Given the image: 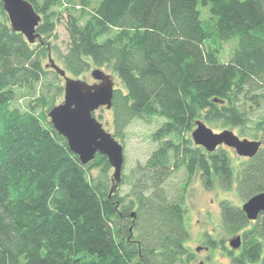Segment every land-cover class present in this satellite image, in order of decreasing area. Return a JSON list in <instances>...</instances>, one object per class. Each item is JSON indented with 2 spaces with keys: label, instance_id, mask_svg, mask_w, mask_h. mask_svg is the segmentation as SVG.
I'll return each mask as SVG.
<instances>
[{
  "label": "trees",
  "instance_id": "16d2710c",
  "mask_svg": "<svg viewBox=\"0 0 264 264\" xmlns=\"http://www.w3.org/2000/svg\"><path fill=\"white\" fill-rule=\"evenodd\" d=\"M26 1L42 18L35 44L12 30L0 0V264L193 263L184 198L166 189L173 175L235 185L245 203L264 192V148L235 171L225 151L206 159L190 137L202 117L243 139L264 131V0ZM64 13L70 41L62 53L53 43ZM233 40L224 63L220 44ZM52 51L74 79L104 66L117 75L116 140L135 120H164L126 195L111 192L106 156L83 165L51 124L64 98V78L44 64ZM20 90L30 96L25 107ZM221 215L229 232L250 223L227 202ZM258 222L233 264H264V217Z\"/></svg>",
  "mask_w": 264,
  "mask_h": 264
},
{
  "label": "rangeland",
  "instance_id": "374dc122",
  "mask_svg": "<svg viewBox=\"0 0 264 264\" xmlns=\"http://www.w3.org/2000/svg\"><path fill=\"white\" fill-rule=\"evenodd\" d=\"M66 16L67 14L64 13L62 15V19L57 24L56 34L58 36V40L53 43L54 46L56 45L62 53L66 52L67 44L70 41L69 34L67 32L68 24ZM203 16L205 18L208 17L206 10L204 11ZM236 45V40L220 44V58L222 62L227 63L230 60ZM51 62H54L59 68L63 69L62 64L57 60V53L55 51H52L50 53V57L44 62L47 69H51ZM94 70H101L105 74L112 76L115 83V89L124 90V87L117 75L105 66L102 68H92L89 72H86L84 75L75 80H81L90 85L98 83V81H96L92 76V72ZM67 77L72 78L71 76ZM63 86H65V79L63 80ZM18 95V103L25 107L30 96L25 90H20ZM63 100L64 98L62 97L60 104L63 103ZM93 114L97 121L103 126V129L114 137V112L112 111V108L107 109L106 107H101ZM198 120L213 130L214 133L231 130L243 139L238 129L225 128L219 123L206 121L204 117ZM163 121L164 120L160 118L152 119L150 122L135 120L125 129L124 138H117L118 142L124 147L125 161L121 175V181L124 182L122 185L121 181L119 183L115 182L113 170L111 172V179L113 180L111 182V188L113 187V192L118 191L120 195H126L130 191V172L138 163L144 164L153 150L157 147V144L152 140V134L158 127H160ZM196 123L194 130L196 129ZM191 136L192 133L190 134V137ZM250 141H261L264 148V131L258 134L257 140ZM220 149L225 151L231 157L235 171L240 169V167L245 163L246 158L238 156L236 151L232 148L219 147L216 150ZM166 189L168 190L170 198H184V206L186 210L185 224L190 234V238L186 243V246L190 252L194 254L195 258L194 262L191 264H233L232 255L235 257L238 256L240 250H233L230 246V241L235 239L237 236H243V234L247 231L251 232L255 230V225L257 224L249 223L245 229L239 231L238 233L229 232L225 228L221 215L223 202L230 203L231 205L240 208H242L245 204V202L238 196L236 186L234 185L230 189H224L216 183L213 187L208 188L205 186V183L199 174L189 178L184 171H180L175 173L168 181ZM208 239H212L214 241L213 246L207 244ZM260 240L263 245L262 258H264V233L261 235ZM199 248L200 251H197Z\"/></svg>",
  "mask_w": 264,
  "mask_h": 264
},
{
  "label": "water",
  "instance_id": "95a60500",
  "mask_svg": "<svg viewBox=\"0 0 264 264\" xmlns=\"http://www.w3.org/2000/svg\"><path fill=\"white\" fill-rule=\"evenodd\" d=\"M1 1L12 30L23 34L30 44L40 40L37 28L42 18L34 7L26 0ZM51 68L65 79L63 103L54 107L48 114L51 124L67 140L70 150L79 157L83 165L93 161L98 154L106 156L114 170V180L119 183L125 161L124 147L107 133L93 116L101 107L112 108L115 93L113 78L101 70H94L92 76L98 83L90 85L68 78L66 72L54 62H51ZM192 140L196 146L209 153L225 145L234 149L238 156L247 159L254 158L263 145L261 141L241 139L231 130L214 133L200 121L196 123ZM242 210L249 221L257 220L264 214V192L247 201ZM241 244V236L230 241L233 249H239ZM197 251H200V248Z\"/></svg>",
  "mask_w": 264,
  "mask_h": 264
},
{
  "label": "flooded vegetation",
  "instance_id": "af4514ba",
  "mask_svg": "<svg viewBox=\"0 0 264 264\" xmlns=\"http://www.w3.org/2000/svg\"><path fill=\"white\" fill-rule=\"evenodd\" d=\"M193 133V132H192ZM192 137V136H191ZM196 146V145H195ZM197 147H200V146H197ZM221 147H226L225 145H223V146H221ZM202 148V147H201ZM261 148H263V145H262V147ZM203 150H202V155H203V157H205L206 159H207V157H208V154H207V151L204 149V148H202ZM234 150V149H233ZM262 217H264V214H261L259 217H258V219L257 220H255V221H249L250 223H258V221H260V219L262 218ZM241 239H242V244H241V247L239 248V250H240V252H241V250H242V248H243V245H244V237L243 236H241Z\"/></svg>",
  "mask_w": 264,
  "mask_h": 264
},
{
  "label": "bare ground",
  "instance_id": "6f19581e",
  "mask_svg": "<svg viewBox=\"0 0 264 264\" xmlns=\"http://www.w3.org/2000/svg\"><path fill=\"white\" fill-rule=\"evenodd\" d=\"M233 249V248H232ZM234 250V249H233Z\"/></svg>",
  "mask_w": 264,
  "mask_h": 264
}]
</instances>
